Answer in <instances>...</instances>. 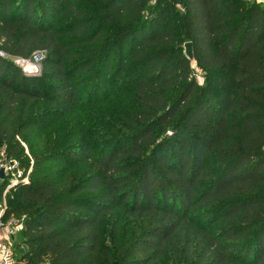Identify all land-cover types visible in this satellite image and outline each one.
<instances>
[{"label":"trees","instance_id":"16d2710c","mask_svg":"<svg viewBox=\"0 0 264 264\" xmlns=\"http://www.w3.org/2000/svg\"><path fill=\"white\" fill-rule=\"evenodd\" d=\"M0 51L44 52L40 74L0 56V148L31 167L2 215L23 217L17 264H264V4L0 0ZM106 100L100 151L26 152L42 106Z\"/></svg>","mask_w":264,"mask_h":264},{"label":"rangeland","instance_id":"374dc122","mask_svg":"<svg viewBox=\"0 0 264 264\" xmlns=\"http://www.w3.org/2000/svg\"><path fill=\"white\" fill-rule=\"evenodd\" d=\"M184 44L185 43L182 44L183 49H184ZM191 61H192V66H194L192 68L193 69L192 75L197 79L199 85L201 86L204 84L205 77L203 76L201 70L195 67L194 61L193 60ZM40 73L41 71L38 74ZM40 85H41V89L47 94L53 93V90L50 88L49 80L42 82ZM42 107L45 110L47 109L44 114L45 120L42 121L41 126L35 129L27 137V142H24L27 153L29 151L28 149L36 150L37 152L42 151L45 143H47L48 145H55L56 147L63 149H75L84 146L87 142H94V141H95L94 143L97 145V149L100 151L101 148L103 147L101 143H104V141H106L107 138L110 137V133L106 136L103 135L100 131H104V128L97 126L98 121L108 116V114L115 115L117 114V111L121 110V108H118V110H116L117 107H115L114 103L108 100L104 101L98 106L88 107L82 110L81 112L70 111V112H64L63 114L60 115H57V112L61 111V109H59L58 106L55 108H52L51 106H49V108H46L45 106ZM83 114L89 115L87 120L82 119ZM112 119L113 117L111 118V120ZM49 120H51V122H48ZM85 128L90 129L89 133L91 134L88 135L84 133L83 130ZM91 129L98 132H94V131L92 132ZM103 133L105 134V132ZM16 161L19 163L18 160ZM9 162L10 160L4 155L3 147H1L0 167H3ZM47 165L54 166L57 164L49 162L47 163ZM85 165H87L86 162L81 163V165L79 166L83 167ZM22 167H25V165L20 166L21 169ZM28 169H31V167H29ZM1 184L2 182L0 181V185ZM0 192H2V190ZM7 192L5 193V196L0 193V202L4 203L5 209L7 205H9ZM109 219L110 222H108V225L111 226L112 224L114 225L118 224L120 233L123 234L131 231L132 222L127 221V219L123 216V214L114 215ZM7 220L8 219H4V223H7ZM113 220H115V223H112ZM18 233L19 231L16 233L13 242V248L16 257L20 256L24 251L22 245H20L19 247H16L14 245L15 243L19 242Z\"/></svg>","mask_w":264,"mask_h":264},{"label":"built area","instance_id":"2783aa9c","mask_svg":"<svg viewBox=\"0 0 264 264\" xmlns=\"http://www.w3.org/2000/svg\"><path fill=\"white\" fill-rule=\"evenodd\" d=\"M154 2L155 0H151ZM255 4H264V0H248ZM43 51L34 52L29 58L11 57L0 51V56L11 59L20 69L26 74H38L42 67ZM194 67V66H192ZM4 179L0 180V192L5 196V193L17 184H27L30 180V169L24 171L20 168L19 163L12 159L3 166ZM5 183V184H4ZM4 184V185H3ZM5 211L3 202H0V264H17L16 255L14 253L13 242L15 235L22 228L23 217L19 219L9 218L7 223H4L2 217Z\"/></svg>","mask_w":264,"mask_h":264},{"label":"water","instance_id":"95a60500","mask_svg":"<svg viewBox=\"0 0 264 264\" xmlns=\"http://www.w3.org/2000/svg\"><path fill=\"white\" fill-rule=\"evenodd\" d=\"M176 3H180V0H174ZM184 49H185V54L186 56L190 59L193 60V51H192V43L191 42H186L184 44ZM4 179V168L0 167V180Z\"/></svg>","mask_w":264,"mask_h":264}]
</instances>
